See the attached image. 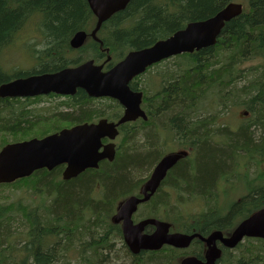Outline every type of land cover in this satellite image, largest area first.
<instances>
[{
    "label": "trees",
    "instance_id": "obj_1",
    "mask_svg": "<svg viewBox=\"0 0 264 264\" xmlns=\"http://www.w3.org/2000/svg\"><path fill=\"white\" fill-rule=\"evenodd\" d=\"M232 2L246 4L244 13L226 24L215 46L174 59V69L165 78L164 98L152 103L151 86L147 82L143 84L141 90L147 97L144 109L149 116L148 122L139 121L120 127V142L123 144H120L113 163H104L99 171L88 170L69 182L58 179L53 171H42L38 172L36 179L0 186V189L30 188V192L41 199L37 206H10L0 202V264H122L120 260L138 264H172L168 254L162 253L132 255L126 250V255H122L124 258L120 257L118 253L122 249L116 251V247L118 243L122 245L121 227L111 221L117 204L131 196L139 197L140 183L147 178L132 184L145 177L149 168L155 167L161 160L159 158L164 156L163 153L161 157L160 150L158 152L154 124L173 127L183 147L195 151L196 160L178 162L171 170L173 177L177 175L175 179L188 186L191 196H203L211 201L203 217L207 227L226 231L264 208V192L260 185L264 184L263 180L253 181L251 184L256 185L251 187L250 196L238 204L233 203L231 212L225 217L221 211L226 212L227 208L219 206L213 198L217 181H234L240 159H245L254 172L264 160V0H131L124 11L109 20L106 43L121 59L129 52L142 50L172 36L189 23L215 16ZM91 15L86 0H0V60L3 47L14 43L28 21L38 16L41 26L22 35L24 46L31 54V43L38 37L31 41L25 36L32 29L39 32V28L44 36L39 49L36 47L38 66L32 72L51 73L78 65L82 58L74 61L69 58L72 53L69 42L74 33L84 29ZM236 58L237 61L234 60ZM249 60L258 61V66L242 69L241 65ZM231 62L237 65V72L235 69L230 71ZM27 74L19 72L14 77ZM250 76L253 78L248 81ZM11 79L12 74L5 72L1 65L0 85ZM243 81L248 82L244 88L250 90H239L238 83ZM205 91L222 94L218 99L223 104L229 99L231 104L239 102L243 93V104L256 114V122L247 128L242 127L232 138L229 132L215 130L222 133V138L210 140V128L206 125L202 129V124L197 121L209 117L197 110V103ZM252 92L254 98L248 99L246 96ZM5 100L0 99V118L18 119L11 122L0 120V147L27 137L21 132L28 128L30 138H43L60 129L99 119L116 121L122 115L117 111L120 109L117 102L90 98L80 90L62 103L55 99L58 110L61 111L62 106V111L66 112L57 110L59 119L46 122L34 123L31 117L35 115L30 105L18 103L17 114H9L11 108L7 101L3 102ZM29 107V111L25 110ZM24 110L27 111L25 115L21 113ZM211 116L220 118L219 113ZM183 118H189L188 123H183ZM35 126L37 130H34ZM252 128L256 129L248 136H253V139L242 140L245 137L240 136L242 130L247 129V132ZM259 129L260 136L257 135ZM189 165L195 170L193 174L185 168ZM98 182L105 187V192L95 195L94 186ZM205 190L208 194L202 192ZM122 192H127V195L122 197ZM119 196L124 198L123 201ZM174 223L175 228L177 222ZM185 225H189V221L182 222V227L188 229L189 226ZM229 253L226 251L223 264H234L233 261L264 264V241L251 239L238 249V254L233 256Z\"/></svg>",
    "mask_w": 264,
    "mask_h": 264
},
{
    "label": "water",
    "instance_id": "obj_2",
    "mask_svg": "<svg viewBox=\"0 0 264 264\" xmlns=\"http://www.w3.org/2000/svg\"><path fill=\"white\" fill-rule=\"evenodd\" d=\"M130 1L88 0L92 11L98 17L93 35L103 22L124 10ZM242 11L241 4H228L215 16L204 21L189 23L185 29L174 33L166 40L157 42L153 47L130 53L123 62L106 73L102 72L103 66H95L93 61H89L77 68L16 80L0 86L1 98H26L51 93L73 96L80 90L91 98H112L125 110L123 118L117 123L103 120L98 124H84L65 129L43 140L8 145L0 152V183H12L30 177L36 170L53 169L60 165H66L63 179L70 181L87 170L98 169L99 163L104 160L113 162L116 156L115 145L104 146L103 151L100 152L103 146L102 140L106 138L115 140L118 136V128L127 122L139 118L147 120L141 109L143 95L131 92L128 87L129 81L144 73L150 65L163 59L215 46L225 24L240 16ZM85 38L84 32L77 33L71 41L72 46L81 47ZM183 156L185 154L163 157L143 186L141 193L143 197H131L118 207L113 222L122 224L125 244L132 255L159 251L166 245L181 250L187 249L192 241L199 237L207 246L206 261L186 258L181 264H217L222 257L223 249H235L246 238L264 240V209L251 214L229 237H224L220 231L212 233L208 238L172 232L170 223L156 219L134 224L132 216L138 206L153 197L167 173ZM148 226L155 227L153 234H143ZM217 242H220L222 247H218Z\"/></svg>",
    "mask_w": 264,
    "mask_h": 264
},
{
    "label": "flooded vegetation",
    "instance_id": "obj_3",
    "mask_svg": "<svg viewBox=\"0 0 264 264\" xmlns=\"http://www.w3.org/2000/svg\"><path fill=\"white\" fill-rule=\"evenodd\" d=\"M38 25L41 26V19H40V17L38 18V16H34L32 19H30L28 21L25 29L22 32L28 31L31 28H38ZM39 32H37L38 39L35 41L36 43L35 44L31 43V45L33 47L30 49V51L31 52L33 51V53H36L35 52L36 51V47H37V49H39L38 46H41V43L44 42V36H43L42 31L40 30V28H39ZM39 38H40V40H39ZM37 41H39V42H37ZM102 53H104V52H102ZM214 55H217V54H214ZM234 60L237 61V58L234 59ZM169 62H170L171 65H174L175 61L170 59ZM230 66L232 67V68H230V71L233 72V69H235L236 72L238 71L237 65L235 66V62H231ZM227 68H226V70L229 71V69H227ZM172 69H174V66H173ZM156 73H158V72H156ZM27 75L28 76H32V75H35V73L30 72ZM156 78H157V80H154V85L152 84V87H154L153 95H152V103L157 102L159 99L161 100L162 98L165 97V95H163L162 92L164 90V87H165L166 83H165V81L161 80L159 77H156ZM134 88H135V91H142L141 90L143 88L142 79H137L134 82V87H132V89L134 90ZM246 97L248 99L249 98L250 99L254 98L253 92H252V94H250L249 96H246ZM43 101H44V99L42 97H36V98H30V99H27V98L26 99H6L3 102H6L9 105V107L11 108L8 111L9 114H10V112H13V113L17 114L16 108L19 107L20 104H25L27 106L30 105L31 107H33V106L41 105L43 103ZM18 103H20V104H18ZM146 103H147V97H145V100H144V104H146ZM248 109L249 110L243 111L241 113V115H242L241 119L244 121V123H243L244 126H250V125H253L254 122H256V116L255 117L253 116L252 111L250 110V107H248ZM25 110L29 111L30 107L25 109ZM25 110L21 112L24 115H25V113H27V111H25ZM120 110L121 109H119V108L117 109L118 112ZM18 113H20V112L18 111ZM121 113H122V115L124 114V109L123 108L121 110ZM239 115H240V113H239ZM16 116L18 117L19 115H16ZM23 118H24V120L25 119L28 120V117H23ZM223 118L224 117H221V114H220V118H218V119H217V116H211L210 115L209 117H206V118L205 117L199 118V119H197V121H198V123L202 124V129H205L206 125H210L211 124L210 126H212L215 122L220 123ZM17 119L18 118H8V119H4L3 117L0 118V120L4 121V122H6V120H7V122H11L12 120H17ZM31 119H33L34 123H35V121H37V122L38 121L39 122H46V121L57 120V119H59V116L55 112V116L53 118L52 117L36 116V117H31ZM188 119L187 118H183L181 120L183 121V123H188ZM225 119H227V118L225 117ZM99 120H101V119H99ZM230 120L232 122H234L232 118H230ZM96 122H98V120ZM114 122H117V121H114ZM245 122H246V124H245ZM234 123L237 124L236 122H234ZM200 127L201 126H199L198 128H200ZM172 128L173 127L169 126L168 124H154L153 125V129L155 130L157 140L159 139V141L160 140H168V135L169 134H170V136H172V139H170V140H175V139L177 140L178 136H177L175 130L172 129ZM219 129H221V128H219ZM240 129H242V128L238 127L237 129H234L233 131H230L229 128H224L223 130L229 132L231 135H236ZM34 130H37L36 126H35ZM119 130H120V128H119ZM21 133L22 134H26L27 138H30L28 136L29 128L27 130H23ZM54 133H56V131L47 134L45 137H47L48 135L54 134ZM43 138H37V139H43ZM221 138H222V133H220V132L213 131V132L210 133V140H215L216 141V140H220ZM30 139H33V138H30ZM109 143H111V141H107V140L105 141V144H109ZM114 143L116 144V149H119L120 146H121V145H119V137L116 139V141ZM177 144H178V148H183L181 143H177ZM184 149H187V150L189 149V150L193 151V156L191 157L192 159H189V157H188L185 160H182L180 162L193 161L194 159L196 160V153H195V151L192 148H186L185 147ZM191 166L192 165H189V166H186L185 168L188 170V172L190 174H193V172H195V170L191 169ZM65 168H66V166H59V167H57V169L53 170V172L56 174L55 176H57L58 179L59 178L60 179L63 178V173H64ZM172 170L167 174L166 178L161 183L160 188L158 189V191L156 192L154 197L151 199V201L146 203V204L141 205L138 208L137 213H135L134 216H133V220H134L135 224H137V223H139L141 221H144L146 219L155 217V216H153V213L156 210V205L159 203L158 200H161L160 202L163 205L164 204L172 205V204H180V203H188V204H190L192 202H201V203H205V204L211 203L209 198H206V197H203V196H191L188 186H186L180 180L175 179V177H177V175H175V177H173L174 175L172 173ZM42 171H45V170H42ZM42 171H39V172H42ZM46 172L47 173H51L52 171L51 172L46 171ZM37 174L39 175V173H37ZM37 174H36V177H37ZM150 176H151V174L149 175V172H147L145 174V177H143L139 181L133 183L132 185L140 183L143 179H146L147 177L149 179ZM240 180L241 179H239L238 176H235L234 177V181H230L231 183L229 184V185H231L230 189L233 190V192L235 194V198L237 199V200H233L235 204H238L242 200L248 198L250 196V193H251V187L253 186L249 182H244V184H245L244 188L241 191H239V188L237 187V184H235L233 182H237V181H240ZM64 182H66V181H64ZM145 182H143L142 184L140 183V188H139V191H138L139 197L141 196L140 194L142 193V187H143ZM221 183L222 182L217 181L216 184H215L216 195L213 197L215 199V202H217V200L219 198V194H220L219 193V186H220ZM97 185H98V183L95 184V187ZM227 190H228V187H227ZM262 191L264 192V187H262ZM104 192H105V187H104ZM202 192L204 194H208L207 190L202 191ZM125 195H127V192H122V197L125 196ZM131 197H137L138 198V196H131ZM126 201L127 200H124V202H122V204L125 203ZM147 208L151 209L150 213H149V210ZM230 212H231V209H230L229 213ZM202 215L199 214V217L202 216ZM204 221H205V219H202V224L201 225H198L196 223L194 224V226L191 225L190 226L191 229H187L186 230L187 233H189L190 235L199 233L202 237L207 238L213 232H215L217 230H220V231L224 232V234L227 236L234 229V228L231 227L230 229H228L226 231H223L219 227L210 228V227H207L205 225ZM118 226H120V225H118ZM154 232H155V228L154 227H146L145 230H144V234H153ZM123 245L125 247H127V245L124 242V237H123V232H122V245H121L122 248H123ZM217 245L219 247H221L219 242H217ZM206 251H207L206 244L200 238H195L192 241L191 245L185 250H178V249H171L169 247H164L161 251H158V252H155V253L168 254L169 259L172 260V264H181L182 259H184L186 257H188V258H196L199 261L205 262L206 261ZM142 253H145V252H142ZM236 254H238V250H237ZM233 263L234 264H236V263L237 264H243L242 262H239V261H233ZM244 263H246V262H244ZM133 264H135V263H133ZM218 264H223V261L221 262V259H220L218 261Z\"/></svg>",
    "mask_w": 264,
    "mask_h": 264
},
{
    "label": "rangeland",
    "instance_id": "obj_4",
    "mask_svg": "<svg viewBox=\"0 0 264 264\" xmlns=\"http://www.w3.org/2000/svg\"><path fill=\"white\" fill-rule=\"evenodd\" d=\"M23 34L24 33L21 32L20 35H19V38L14 43H8L2 49V52H4L5 56H2L1 61L3 62V67L5 69V72H7L9 74H13V73H15L17 71L28 70V69L33 67L34 61H38V57L36 55L38 53H32L31 54L25 48L24 41H23L24 37H22ZM37 42H39V41H37ZM35 43L36 42H34L33 44H35ZM8 46H10V47L8 48ZM32 47L33 46H31V48ZM31 55H33L34 58H32ZM1 61H0V66L2 65ZM258 64H259L258 61L249 60V61L245 62L244 64H242L241 68L246 70V69L258 66ZM17 68H18V70H15ZM252 78H253V76H250L248 81L251 80ZM155 80H157V78ZM238 84H240L239 90H242V91L250 90V88H247V89L244 88V86L247 85L248 82L245 83L243 81L241 83L239 82ZM240 96L241 97L239 98V101H244L245 100V95H243V93H241ZM236 104H237V107H235V108L232 107L229 110L228 114H229L230 118H232L236 122L239 121L240 124H241V123H244V121L241 119L242 116L239 115V113H241L243 111L244 106L240 102H237ZM40 106H42V108L44 109L43 115L47 114L48 112L54 113V111L56 110V103L54 101H49V102L42 103L41 105H37L36 108H39ZM31 108H34V107H31ZM57 108H58V106H57ZM59 112L64 113V112H66V110L65 111H59ZM206 128H210V129H208V131H209L208 134H210L211 132H213L215 130H218V128H221L219 131L223 130V127H219V126L207 125ZM244 128H247V127L245 126ZM254 129H256V128L249 129V131H247V132H245V130H247V129H243L242 130L243 133H241L240 136H245V137L242 138V140H245V138L253 139V136H248V134H249V132H252ZM260 130L261 129H259V133L257 134L258 136H260V133H261ZM230 131H233V129L230 130ZM222 132L225 133V131H222ZM226 133L228 134L227 131H226ZM21 135H23V134H21ZM231 138H232V135H231ZM227 143L230 144L229 141H227ZM157 147H158V152L160 150V154H161V157H162V154L164 153V150H163L164 148H163L161 142L159 141V139L157 140ZM159 159H161V158H159ZM248 166H249L250 170H248ZM152 168H153V166H151L149 168L148 172ZM263 173H264V160L260 163L257 172H254V168L251 167L250 165H248L247 161L245 159H240L239 162H238L237 168H236V174H237V176L239 178L240 177L241 178L246 177V175L248 174L250 176V179L253 180L259 174L261 175ZM66 182H68V181H66ZM237 183L240 185V181H237ZM36 184L38 185V183H36ZM225 186H226V184L220 185L219 186V190L221 191ZM230 187H231V185H228V190L225 193H222V192L219 191L220 196H225V197L228 196L230 198H234L235 200H237L235 198V194H234L233 190H231ZM94 188H95V186H94ZM213 190L216 191L215 187H214ZM1 192L3 193V195L0 194V198L4 196L6 198L5 199L6 203H12V202H18L19 201V202H23L25 204H30L32 206H37L40 203V201H41V199L39 198L38 195L33 194L32 192H30V189H28L26 187L22 188V190L3 189V190H1ZM98 192H99V189L96 188V189H94L93 193H95V195H97ZM120 194H122V193H120ZM128 195H130V194H128ZM123 199L124 198H122V201H123ZM225 200H226V198H223L222 201L220 202V205H223L225 203ZM158 201L160 202L161 200H158ZM207 208H208V206H207ZM166 210H167V212L169 214L167 219L172 221L173 223H174V221H176L177 222V227L175 226V228L182 229V222L184 220L193 222L194 219H195V215H193V214H197V213L203 212L205 210V203H201V206L199 204H197V203L174 204V205L167 206ZM161 217H166V216H165V214H162ZM174 225H175V223H174ZM121 249H122V251H120L118 253V255L120 257H122V255L125 256L126 255V250L128 251L127 248H125V247L122 248L121 244L118 243L117 247H116V251L117 250H121ZM122 258H124V257H122ZM120 261H121L122 264H133V262L131 263L130 260H124V262L122 260H120ZM146 263H149V262L147 261Z\"/></svg>",
    "mask_w": 264,
    "mask_h": 264
},
{
    "label": "bare ground",
    "instance_id": "obj_5",
    "mask_svg": "<svg viewBox=\"0 0 264 264\" xmlns=\"http://www.w3.org/2000/svg\"><path fill=\"white\" fill-rule=\"evenodd\" d=\"M0 98H1V97H0ZM1 99H6V98H1ZM140 195H141V194H140ZM136 198H137V197H136ZM128 199H130V198H128ZM128 199H127V200H128Z\"/></svg>",
    "mask_w": 264,
    "mask_h": 264
}]
</instances>
